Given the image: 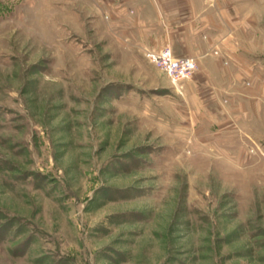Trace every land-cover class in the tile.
Returning a JSON list of instances; mask_svg holds the SVG:
<instances>
[{
	"label": "rangeland",
	"instance_id": "374dc122",
	"mask_svg": "<svg viewBox=\"0 0 264 264\" xmlns=\"http://www.w3.org/2000/svg\"><path fill=\"white\" fill-rule=\"evenodd\" d=\"M107 3L0 0V264H264V0H240L239 118Z\"/></svg>",
	"mask_w": 264,
	"mask_h": 264
},
{
	"label": "crops",
	"instance_id": "0c3cea01",
	"mask_svg": "<svg viewBox=\"0 0 264 264\" xmlns=\"http://www.w3.org/2000/svg\"><path fill=\"white\" fill-rule=\"evenodd\" d=\"M107 4L108 24L124 27L128 44L131 39L132 45L144 48L168 46L177 56L196 59V71L182 87L189 95L197 93L200 108H209L206 102H211L214 110L221 94H227V109L240 117V0H108ZM226 117L232 119L229 112Z\"/></svg>",
	"mask_w": 264,
	"mask_h": 264
},
{
	"label": "built area",
	"instance_id": "2783aa9c",
	"mask_svg": "<svg viewBox=\"0 0 264 264\" xmlns=\"http://www.w3.org/2000/svg\"><path fill=\"white\" fill-rule=\"evenodd\" d=\"M214 54L219 51L214 49ZM144 56L169 80L173 88L181 93L182 83L192 77L197 68L196 59L192 56H177L170 47L159 49L143 48Z\"/></svg>",
	"mask_w": 264,
	"mask_h": 264
}]
</instances>
